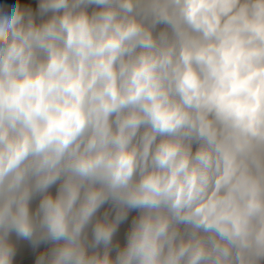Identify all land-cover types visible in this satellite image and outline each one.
I'll use <instances>...</instances> for the list:
<instances>
[{"label":"clouds","instance_id":"9594fccd","mask_svg":"<svg viewBox=\"0 0 264 264\" xmlns=\"http://www.w3.org/2000/svg\"><path fill=\"white\" fill-rule=\"evenodd\" d=\"M0 264H264V0H0Z\"/></svg>","mask_w":264,"mask_h":264}]
</instances>
